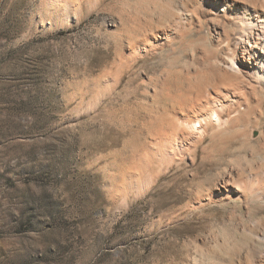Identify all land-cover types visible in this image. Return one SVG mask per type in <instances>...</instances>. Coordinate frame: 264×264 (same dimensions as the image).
<instances>
[{
	"label": "bare ground",
	"instance_id": "6f19581e",
	"mask_svg": "<svg viewBox=\"0 0 264 264\" xmlns=\"http://www.w3.org/2000/svg\"><path fill=\"white\" fill-rule=\"evenodd\" d=\"M37 1L38 27L57 34L104 15L62 90L75 132L89 118L120 138L86 165L108 203L128 209L175 171L220 166L152 227L231 209L243 243L217 263L264 264V0Z\"/></svg>",
	"mask_w": 264,
	"mask_h": 264
},
{
	"label": "rangeland",
	"instance_id": "374dc122",
	"mask_svg": "<svg viewBox=\"0 0 264 264\" xmlns=\"http://www.w3.org/2000/svg\"><path fill=\"white\" fill-rule=\"evenodd\" d=\"M103 17L57 34L38 27L37 0H0V264L220 263L243 243L231 209L216 207L169 230L152 227L220 166L175 171L128 209L111 206L101 175L87 169L120 138L89 118L75 132L62 85L85 72L76 58L91 55L90 32ZM147 64L148 72L159 69ZM132 82L125 89L134 91Z\"/></svg>",
	"mask_w": 264,
	"mask_h": 264
}]
</instances>
